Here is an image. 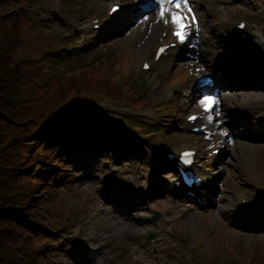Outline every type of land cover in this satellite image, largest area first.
<instances>
[{
    "label": "rangeland",
    "instance_id": "1",
    "mask_svg": "<svg viewBox=\"0 0 264 264\" xmlns=\"http://www.w3.org/2000/svg\"><path fill=\"white\" fill-rule=\"evenodd\" d=\"M76 1L81 9L72 4L64 5L65 2L60 0H35L36 25L41 26L45 34L54 40H59L61 34L65 35L62 42L70 48L63 52L64 67L71 66L70 63L80 66L88 61L89 57H93L92 61L104 57L103 63H107L111 51L123 50L129 45L134 31L126 32L130 25H116L118 23L116 21L100 30L96 38L89 41L87 39L89 36L82 29L87 23L86 17L92 12H99L104 7L105 0ZM196 1L199 2L196 3L198 9L204 10L205 4L208 8L205 10L203 45L199 47V56L192 70L200 69V73L216 71L218 69L215 68L216 59L225 52L223 32L233 31V23L237 20L251 22L254 30L252 39L248 42H236L233 50L236 51V55L243 54L247 57L242 69L249 70L251 75L257 78H252L254 85L247 86L246 81H242L241 90L245 88L248 91L245 97H240L234 90L227 89L229 93H226L223 104L233 109H238L240 103L250 108L256 105L262 111L259 114H248L241 121L236 119L238 124L227 127L226 133L231 135L230 144L233 145H226L222 152L215 155L209 152L207 145L198 137L189 135L185 137V142L192 143L199 150L200 167L210 181L209 188L202 189L206 198L204 207L181 202L178 195L177 198L172 194L170 189L174 181L169 174L161 173L160 176H156L154 173V177H149V173L153 172L151 169L153 160L137 156L129 162L132 155L115 156L116 153L108 146L95 149L100 156L93 154V157L84 159L85 163L76 157L64 156L68 166L67 172L72 177L70 179L67 177L68 181L57 197L59 202L57 210L69 209L76 221L71 223L61 219V225L67 224V227L60 229L54 240L55 249L59 251L56 257L59 264H134L133 260L136 261L135 264H184V262L231 264L236 257L239 263L243 264L246 258L245 249L248 248L250 256L252 252L255 255L260 253V243L264 240V214H260V209L264 211V205L259 201L257 188L260 186L264 189V160L261 158L264 156V141L256 146L248 142L247 137L250 136V128L264 131V0H228L231 2L230 6H225L227 16H221L217 12L219 8H224L222 0ZM232 6L234 8L229 10ZM242 16L244 18H239ZM122 23L126 24L128 20L125 19ZM115 26H118V29H115ZM143 33L139 31L136 35L141 36ZM149 44L152 50H149V55L147 53L145 55L151 58L155 42L150 41ZM202 49H206L207 52L202 53ZM133 50L138 56L142 55L139 48ZM81 55L86 56L80 58ZM132 58L135 60L134 56ZM178 60L182 58L176 59L175 62ZM225 63L226 61L223 64ZM176 66L173 64L172 68ZM220 66L219 64V68L222 69ZM128 70H124L125 76ZM173 71L177 72L169 68L166 72L171 76ZM235 72L236 70L233 71ZM155 73L154 71L153 74ZM178 77L179 74L175 79ZM149 80V77L143 78L142 91L155 103L157 99L151 96ZM178 97L181 98L182 95ZM102 105L103 110L87 114L88 117L97 120L96 124L101 133L106 134L111 128L113 133L123 134V138L128 140L129 133L117 127L120 117H129L128 112L112 111L106 105ZM183 109H186V106ZM185 111H189V108ZM232 118L233 116L226 114L219 122L229 125ZM120 125L125 128L123 123ZM156 127L160 129V122ZM173 130L181 131L178 124ZM155 145L162 149L160 141ZM86 149L90 151V145L86 146ZM103 151L106 153H101ZM206 152L218 160L210 162ZM78 162H82V165L76 167L75 164ZM102 164L119 169L117 172L124 178L122 183L125 189L114 188L109 184L108 175L105 174ZM104 169L108 170L109 167ZM148 179L153 188H150L145 199L129 195L128 188L142 187ZM117 191L123 192L120 200L114 196ZM239 197L250 199L252 208L240 206ZM176 202L181 204L178 208ZM170 206L174 210L170 219L161 217L159 221L153 222L147 218L154 210L169 211ZM77 208H81L78 216L76 215L78 212L73 211ZM99 222L101 225L98 226ZM85 228L87 230L83 232L82 229ZM98 228L103 229L100 233L104 236L100 240L97 239L100 241L98 242L100 247L91 243L93 229ZM151 232L161 233L154 240H149L147 236ZM200 234L202 235L195 240L196 246L192 250L189 238L194 239ZM131 244L139 246L135 256L129 253ZM90 246L93 248L92 251L89 250ZM153 250L155 253H152ZM209 252L211 256L208 255ZM140 254L142 256L138 258ZM247 260V264L252 263V259Z\"/></svg>",
    "mask_w": 264,
    "mask_h": 264
},
{
    "label": "trees",
    "instance_id": "2",
    "mask_svg": "<svg viewBox=\"0 0 264 264\" xmlns=\"http://www.w3.org/2000/svg\"><path fill=\"white\" fill-rule=\"evenodd\" d=\"M28 6L29 0H0V264H39V254H44L46 246L43 229L50 212L43 203L47 184L42 178H61L53 165L46 167L39 159L49 129L46 118L36 123L35 133H31L34 126L22 130L41 119V111L25 110L26 102L18 97V86L27 79L29 69L17 52L18 37L26 34L20 29L18 13ZM62 87L69 91L75 83L71 80ZM21 131L26 132L23 138L16 136ZM23 139H30V144Z\"/></svg>",
    "mask_w": 264,
    "mask_h": 264
},
{
    "label": "snow or ice",
    "instance_id": "3",
    "mask_svg": "<svg viewBox=\"0 0 264 264\" xmlns=\"http://www.w3.org/2000/svg\"><path fill=\"white\" fill-rule=\"evenodd\" d=\"M156 3L159 6L158 17L160 20H163L165 24L171 22L176 31L174 34L181 40L184 39V31L188 25L185 23L187 17L185 16V11L191 12V8L189 7V0H156ZM174 9V10H173ZM116 10L115 8L113 9ZM170 17V20H169ZM146 18V17H145ZM194 20L195 18L192 17ZM201 105L205 112H211L214 106L218 103V101L214 100L213 97L207 96L204 97L200 101ZM197 117L193 116L190 119H196ZM208 120H212V116H208ZM187 155V154H185Z\"/></svg>",
    "mask_w": 264,
    "mask_h": 264
},
{
    "label": "bare ground",
    "instance_id": "4",
    "mask_svg": "<svg viewBox=\"0 0 264 264\" xmlns=\"http://www.w3.org/2000/svg\"><path fill=\"white\" fill-rule=\"evenodd\" d=\"M128 14L129 13H127V15ZM161 25H162L161 22H157V21L154 20L152 25H151V27H150V30H151L150 31V35L146 34L149 37H147V39L145 41H147L150 38H152L153 40L157 41L158 38H159ZM87 30H89V26L87 27ZM173 42H175V41H173ZM146 45H147V43H145L144 46H143V52L145 51V48H146L145 46ZM182 49H183V46H181V44H175L173 48L168 49L167 53L159 60V62L157 64L152 65L153 69H156L157 71L160 70V69L163 70V71H166L167 70L166 65L168 64V62H170L171 59L174 57V55L177 54ZM143 56H144V54H143ZM144 59L145 58H143V60ZM140 64H141V62H140ZM139 68H140V65H139ZM133 69H134V67H133ZM137 70H138V66L136 67L135 71H137ZM244 110L243 111H241V110L240 111H236V112H234V115L241 116V117L245 116L247 114V112L244 111ZM199 123H197V125H204L203 121H200ZM212 144H213V147L215 149H218L219 147L220 148L224 147L226 143H225V141H223V138L221 136H216V138L212 142ZM200 176L202 177L203 180L206 179V177H204L203 175L200 174ZM199 188H201V187H199Z\"/></svg>",
    "mask_w": 264,
    "mask_h": 264
}]
</instances>
